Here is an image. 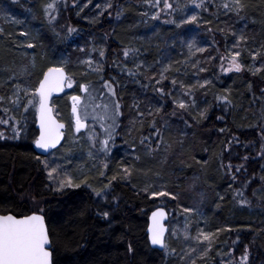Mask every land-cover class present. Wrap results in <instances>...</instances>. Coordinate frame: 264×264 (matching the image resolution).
<instances>
[{
  "label": "trees",
  "instance_id": "obj_1",
  "mask_svg": "<svg viewBox=\"0 0 264 264\" xmlns=\"http://www.w3.org/2000/svg\"><path fill=\"white\" fill-rule=\"evenodd\" d=\"M49 1L0 0V12L22 10V25L36 30L22 37V45L30 41L34 47L21 52V23L2 21L0 83L22 66L36 87L47 68L66 59L65 69L77 84L53 100L60 119L72 115L77 85L96 89L107 82L120 105L121 139L113 144L103 175L101 167L81 158L86 172L78 180L85 183L52 193L32 148L35 119L31 127L19 123V136L13 131L0 138V213L39 212L32 197L41 202L53 264H171L179 241H165L176 251L168 257L167 247L149 246L145 230L153 208L170 210L176 200L151 197L143 189L163 187L185 207L197 181L198 193L208 194L202 205L207 226L221 233L209 259L216 260L227 234L235 253L247 249L248 264H264V156L254 158L261 149L257 130L264 134V0H241L239 10L225 0H168L171 8L163 0H55L46 14ZM191 16L196 20L182 23ZM69 27L76 33L69 34ZM235 37L241 38L239 60L246 71L218 76V58ZM196 44L204 51L196 52ZM89 52L96 63L83 61ZM252 52L259 55L253 59ZM259 59L263 67L249 71ZM190 96L195 105L188 103ZM180 100L187 109L178 107ZM81 162L68 164L73 169ZM126 167L131 175L123 179ZM114 175L108 198L99 204L83 184L107 185Z\"/></svg>",
  "mask_w": 264,
  "mask_h": 264
},
{
  "label": "rangeland",
  "instance_id": "obj_2",
  "mask_svg": "<svg viewBox=\"0 0 264 264\" xmlns=\"http://www.w3.org/2000/svg\"><path fill=\"white\" fill-rule=\"evenodd\" d=\"M52 2L53 0L49 1V3ZM225 2L232 5L234 4L233 0H225ZM96 6L97 5H95V7ZM51 11L52 9L49 10L48 13H50ZM8 13L9 14L4 13L3 11L0 12V28L2 27V21H9L14 24L21 23L19 31L20 35L18 37V45L20 48L19 50L21 52L22 49L30 51L32 48H29L28 45L32 43L28 41L27 43H24L22 45V37H29L30 34L33 33L34 35H36V30L34 26L32 24H30L31 26H29L28 23L25 22L22 25V10L15 13H11L10 11H8ZM27 15L28 14L25 13V16ZM17 20H19V22ZM47 20L49 21V16L47 17ZM24 30L25 32L22 34V31ZM74 32L76 33V31ZM240 44L241 38L239 39L238 37H235L234 40L230 41L229 51L219 56L216 67L218 76L228 75L231 72H237L233 67V57L235 53L241 52L242 47ZM194 46L196 52L197 49L201 48V46H199L198 44ZM100 52L101 51L99 50L98 53ZM250 54L259 55L257 52H252ZM88 56L89 57L85 58L83 61L90 60L91 62L96 63L95 59L92 58V53L88 54ZM30 60H33L32 54H30ZM235 63L241 66L239 72L243 73L244 71H246V69L240 63L239 56L235 57ZM57 65H61L65 68L70 64L65 59L63 61H60V64ZM250 67L252 70L249 71L256 72L257 69L263 67V60L259 59L257 65L252 63ZM95 69L96 68L93 67V70ZM223 69L230 70L224 71ZM18 71L20 72L19 74L5 77L1 81L2 83H0L1 89L3 90V92L0 91V96L4 97L3 101H0V121L8 122L0 123V133L4 134L3 138L9 137V132H13L14 129L17 128V125H24L25 121L27 122L26 126L31 127L30 123L32 121V118L35 116L38 105V95H34L35 87L32 86L33 84L29 80V76H27L29 74H26V70L23 72L22 66L18 68ZM204 81L200 79L201 85H203ZM69 84L71 85L70 87ZM76 84L77 83L75 82V80L73 78H70V82L67 83V88L72 89ZM77 86V91L73 92L72 95H78L80 98L79 101L76 103V118L77 116H79L81 123L84 124V127L77 131L76 119L74 120L73 117L70 116H68V118L61 119L65 121L68 125L64 143L55 151L49 153L46 156L38 158L41 169L44 173L45 188L49 189L52 193L60 194L65 189H67L64 188L59 191L57 190L59 187L58 180H55L54 182V179L49 178L48 175L49 171L52 168L57 169V172L59 173L60 177H63L65 174H68L73 178L75 182L79 183L80 181L78 179L84 172H86V170L84 169V165H82L81 162V158H83L84 163L88 162L89 164H96L98 167H101L100 171L104 173L105 167L107 166L108 162L107 157L112 151L113 147L116 146L113 144L118 143L121 139L120 129L122 126V117L120 114V110L119 115L115 116V120L110 118L111 115H114L116 113L115 105L117 104V101L113 93L109 91V86H98L101 89H94L88 87L87 92L82 90L80 84ZM13 101H15V103H13ZM29 101H32V103H29ZM193 101L195 102V100L192 99V97L190 96V100L188 101V103L192 102V105H195V103L193 104ZM104 105L108 106L107 112L109 116L104 119H101V117L105 116ZM4 109H7L8 111H4ZM109 129H114V131L112 132V139L107 145L108 150L107 152H105L102 141L108 139ZM257 133L259 142H261V145L264 144V134L260 132V129L257 130ZM133 149L134 147H131L128 152L131 153ZM151 149L153 153L154 148ZM164 152H166V148L164 149ZM263 156L264 149H262L261 147L259 153H257L254 158H262ZM246 158L248 159V156H246L245 158L243 157V159L247 161ZM76 162H81V165L72 169L69 164H74ZM45 163H47L48 167L45 166ZM87 172L90 173L92 177H95L96 175L95 172H92L91 170H87ZM55 177L56 174L54 173V178ZM93 184L94 185H90L86 183L83 185L87 186L93 191L94 197L97 199L99 204L103 203L108 198V190H104V195L97 196L94 189H103L105 184L99 181H94ZM194 184L192 187L189 188V192L192 194V196L190 198V202H187L188 205H185V207H179L183 205L179 203V197H177L176 199H173V201L176 200L175 205L177 206L175 208H170L169 210V230L168 238L166 240L167 242L173 241L175 239L179 241L177 245V248L179 247V249H177V258L175 260L172 259L173 262L171 264H192L193 261H195V264H248L247 261L242 259L247 249H245L243 253H235L236 243L227 242V234L222 236L223 247L218 248L217 252L215 250L216 257L214 259L216 260L209 259V256L212 255L211 253L213 248L215 247L216 242L221 238V233L217 231L214 232L208 228L207 223L204 219V208L202 207V205L207 199L206 195L208 196V194L198 193L200 184L197 181ZM153 188L149 189V195L151 192H154V190L155 192L165 191L163 187H159L158 191L157 189ZM195 189L197 190V192L195 191ZM33 198L34 197H32V200L34 202H32V204H36L34 210L41 212V202L37 203V201ZM166 198H170V195L166 196ZM248 201L249 199L247 200V202ZM185 208H191L193 209V211L191 213H186L183 211ZM201 231L206 234H212V236L210 237V241H203L202 237L200 239H197L198 237H200ZM209 243L211 244L210 248ZM173 248L174 247L169 249V247H167V249H165V253L168 257L175 256L174 254L176 253V251L174 252ZM193 249L195 251H193ZM205 249H207V252H205Z\"/></svg>",
  "mask_w": 264,
  "mask_h": 264
},
{
  "label": "snow or ice",
  "instance_id": "obj_3",
  "mask_svg": "<svg viewBox=\"0 0 264 264\" xmlns=\"http://www.w3.org/2000/svg\"><path fill=\"white\" fill-rule=\"evenodd\" d=\"M159 2V0H158ZM164 7L165 8H171V4L168 3V0H163ZM194 2V0H193ZM234 4L236 5V8L242 9L244 5L241 3V0H233ZM55 0H53L52 3L46 4L44 6L45 13L47 14L49 10L55 8ZM86 6V5H85ZM111 5H106V7H110ZM197 7H200L201 4H197ZM99 7V6H98ZM225 8L228 7L227 4L224 5ZM155 19V17H153ZM55 17H49V21L51 22L54 20ZM196 17L191 16L188 18V21H182V23H187L191 21H195ZM74 31H76L74 28L69 27L68 33L71 34ZM29 48L34 47V45L29 44ZM189 47H192L190 44ZM197 51H204V49H197ZM101 56L104 55L103 51H101ZM125 56L129 55V51L126 50L124 52ZM240 53H235L233 57V67L234 69L239 72L241 66L239 64L235 63V57L239 56ZM255 55L253 56V59H255ZM203 71V69H201ZM224 71H228L230 69H223ZM259 71V69H257ZM65 81L64 76V69L62 67H49L48 70L44 73L43 79L39 83V87L35 89L34 95L39 96V113H40V127H41V135L40 137L35 141V144L38 148L42 149H49L54 148L57 143H59V137L61 135L60 129L64 126L62 124L56 123V121L52 120L50 115V109L47 107V99L50 93L54 90H60L63 87ZM176 81H173V84H175ZM207 83V81L205 82ZM71 85L69 84V87ZM82 90L87 92V86L82 85ZM105 87H108L107 82H105ZM109 91L113 92V90L109 87ZM115 93L113 92V95ZM4 97L0 96V101H3ZM74 101L73 105V112L76 113V104L80 98L79 97H72ZM225 99H227L225 97ZM15 103V101H13ZM29 103H32V101H29ZM195 102L193 101V104ZM188 104L185 103L184 100H180L178 102V107L180 109H187ZM105 108V116L101 117V119H104L109 116L107 112V105H104ZM116 113L114 115H111L110 118L115 120V116L119 115V108L120 105L116 104ZM4 111H8L7 109H4ZM158 111V110H157ZM206 111V110H205ZM201 118H204L205 112H201L200 114ZM0 123H8L7 121H0ZM82 127H84V124L81 123V120L79 116L76 118V130L79 131ZM114 129L108 130V139L102 141V144L104 145V151L107 152V145L109 141L112 139V132ZM15 135L19 136L20 130L14 129ZM159 132V130H157ZM3 133H0V138H3ZM143 142V140L141 141ZM262 149H264V144L261 145ZM247 159V158H246ZM45 166L48 167L47 163H45ZM229 169H231V165H228ZM237 171H239V168H237ZM124 176L123 179H127L130 175V169L124 168L123 169ZM54 173L56 174V177L54 178ZM104 173H101L103 175ZM49 178H53L54 182L55 180H58V191L62 190L64 188H78L80 187V184L85 183V181H80V183H76L73 178L65 174L63 177L59 176V173L57 172L56 168H52L49 173ZM117 176L111 177V180L109 181V184L104 185L103 189H94L97 196L104 195V190L108 189L111 185L112 180H116ZM235 179V177H233ZM264 179V177H262ZM143 191L148 192L149 189L146 187L143 189ZM151 196L157 197V196H169L172 195L173 199H176L177 197L173 195L172 193L168 191H159V192H151ZM245 203V201H241V204ZM186 213H191L193 209L191 208H185L183 210ZM110 213L105 211L102 213V216L107 219L109 217ZM164 215L163 210L159 209L157 212H153L152 218L154 222V226L149 228V239L151 241L152 245H160L161 247H167L164 241V229L162 226L159 225L158 217H162ZM212 236L211 233H204L201 231L200 237L197 239H200L202 237L203 241H210V237ZM46 245H50L49 240V233L45 227L44 223V217L37 214L32 215H23L20 217H17L15 215H0V264H53L52 262V252L49 250ZM211 247V244L209 243V248ZM174 251V250H173ZM193 251H195L193 249ZM128 252H133V248L131 245L128 247ZM205 252H207V249H205ZM183 259V257H182ZM243 260L247 261V250L245 251V255L242 258ZM192 264H195V261L192 262Z\"/></svg>",
  "mask_w": 264,
  "mask_h": 264
},
{
  "label": "water",
  "instance_id": "obj_4",
  "mask_svg": "<svg viewBox=\"0 0 264 264\" xmlns=\"http://www.w3.org/2000/svg\"><path fill=\"white\" fill-rule=\"evenodd\" d=\"M52 67H58V66H52ZM64 69V68H63ZM48 70V69H47ZM45 70V72L47 71ZM44 72V73H45ZM44 73L42 74L40 80L38 81L37 83V86L36 88L39 87V83L40 81L43 79L44 77ZM64 76H65V81H64V84H63V87L62 89L60 90H54L50 93V95L48 96V99H47V107L48 109H50V115H51V118L52 120L56 121V123L58 124H62L64 127L61 128L59 131L61 133L60 137H59V143L56 144V146L54 148H49L47 150L45 149H42V148H38L35 144V141L40 137L41 135V127H40V113H39V96H38V106H37V111H36V116H35V129L37 130V136H36V139L34 140L33 142V145H32V148L34 150V152L36 153V155L38 156H46L48 155L49 153H51L53 150L57 149L58 147L61 146V144L63 143L64 141V129H65V123L61 120H59L57 118V116L55 115L54 113V110H53V106H52V100L55 98V97H58L59 95H61L65 90H66V83H67V80H68V73L66 72V70L64 69ZM72 113L74 115H76V113L73 112V106H72ZM159 209H162L163 210V213L164 215L162 217H158V220H159V225L162 226V228L164 229V241H165V236L168 232V225H167V221L169 219V214H168V211L162 207V206H158V207H155L153 208L149 214H148V218H147V226H146V237H147V241H148V244L149 246L152 248V249H155V250H158V251H162L164 247H161L160 245H152L151 244V241L149 239V228L150 227H153L154 226V222H153V218H152V214L153 212H157ZM37 214V215H41L44 217V215L42 213H39V212H32V213H29V214H26V215H32V214ZM13 215L12 213H4V214H1L0 215ZM23 216V215H21ZM17 217H20V216H17ZM44 223H45V227L48 231V228H47V224H46V220H45V217H44ZM50 240V238H49ZM46 247L49 248V250L51 251V242H50V245H46ZM52 252V251H51Z\"/></svg>",
  "mask_w": 264,
  "mask_h": 264
}]
</instances>
